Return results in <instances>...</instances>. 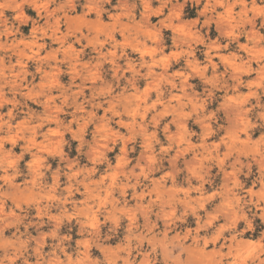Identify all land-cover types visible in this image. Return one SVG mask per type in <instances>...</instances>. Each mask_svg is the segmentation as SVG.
<instances>
[{"label": "clouds", "instance_id": "9594fccd", "mask_svg": "<svg viewBox=\"0 0 264 264\" xmlns=\"http://www.w3.org/2000/svg\"><path fill=\"white\" fill-rule=\"evenodd\" d=\"M75 2L45 0L43 4L35 5L37 20L33 23L44 21L43 35L48 34L45 29L59 31L61 21H67ZM90 2L82 0L85 15L89 12ZM155 2L158 7L150 10L151 0H118L116 10L120 15L112 19H126L123 30L112 25L105 26L111 27L107 34L89 29L86 35L76 29L80 41H86L92 35L99 40L103 35L106 44L115 49L107 58L124 61L114 67L110 81L100 79L96 83L95 78L82 75L79 85L75 81L71 85L76 91H69L67 95L61 92L57 97L51 95L50 88L25 92L9 81L13 109L24 111L25 121L22 125L14 124L16 117L12 110L6 114L7 119L0 115V264H264V35L259 34L256 25L258 17L264 19V8L257 6V0ZM189 2L194 5L203 3L202 20L189 22L188 31L181 29L179 36L173 35V45L178 47L182 43L186 49L185 68L180 72L169 73V65L161 64L155 57L145 59L141 55L132 61L128 57V47L134 52L137 48L118 45L111 38L116 32H122L125 40L130 38L140 47H148L151 43L163 55L162 32L174 22L184 23L179 16ZM259 2L264 4V0ZM96 4L97 8L92 11L97 13V19L102 14L111 16V9L105 5L111 6L112 0H96ZM0 7L10 8L11 5ZM217 8H224L226 12L218 14ZM236 8L239 11H233ZM138 9H142L139 19L135 15ZM152 16L161 19L152 24ZM217 21L228 25V29L220 33L229 38L228 43L221 47L228 49L235 43L238 53L231 54L233 62L226 64L223 72H219L218 66L212 62L211 52L215 45L209 47L199 35L200 29ZM198 24L200 28H196ZM260 27L264 28V24ZM148 28L152 31L149 32ZM12 34L11 29H0V38ZM74 34L72 31L68 33L69 36ZM238 36H247L248 44H239ZM33 37H37L36 30H33ZM194 44L208 47L206 61L207 68L212 69L211 77L205 75L207 68L200 67L195 60ZM16 47L15 41L0 42V63ZM100 51L97 65L107 59L100 55ZM226 59L221 57L222 62ZM125 72H131V76H125ZM187 73L201 76L206 85L203 93L196 92L195 86L188 82ZM244 77L253 82L250 84ZM140 79L154 81L153 87L141 91L137 83ZM89 81L93 82L90 84ZM5 87L6 84H0V107L8 103L3 99ZM87 88L92 90L90 96H84ZM241 88L248 89L247 95L240 93ZM217 89L233 93L231 107L235 111L232 117L224 111L225 105L215 112L208 111ZM153 92L155 100L152 99ZM17 93L25 100L39 97L37 102L44 104L45 114L27 108L26 103L15 98ZM49 99H59L63 103L73 101L76 108L73 119L64 123L55 115L46 114L50 108ZM88 105H91V111L86 110ZM105 105L108 107L104 115L97 116ZM249 113L254 115L255 122L247 119ZM189 120L199 126V131L187 127ZM52 121L62 125L63 132H72L79 140L77 151L87 159L88 165H81L78 159L73 161L67 154L56 152L54 154L60 156L64 167L51 171L45 166L41 170L37 166V153H33V161L26 166V172H22L19 161L25 153L32 152L33 148L39 152L51 142V132L42 129ZM73 124L78 125L75 131ZM89 124H95L91 140L85 138L89 135ZM254 133H259L255 140L252 138ZM13 134L26 139L19 155L11 149L3 150V143L12 140ZM37 135H42L47 143L38 144ZM137 140L141 141L142 148L139 159L128 167L131 161L126 157L134 149L127 148L121 153L123 166L117 169L107 157L108 145L132 144ZM216 166L224 172V182L209 191L205 185L213 186L211 169ZM101 168L104 171L97 179ZM114 171H119V180L110 175ZM105 173L109 175L105 177ZM157 173H166L159 182L153 179ZM242 175L255 177L252 187H246L240 179ZM62 176L66 177L65 186L61 183ZM17 177L24 179L23 188L15 182ZM49 179L50 184L47 183ZM169 181L176 186L175 190L167 187ZM81 188L85 198L76 201L75 193ZM129 188L137 201L133 218L124 229V239L110 254L106 245L109 241L113 243V237L121 230L114 216H127V212L121 211L117 205H127ZM105 196H108L107 203ZM9 201L11 207H8ZM30 207L38 209L37 215L41 219L29 215ZM54 207L58 210L57 215H51ZM44 216L55 222L48 232L40 231ZM96 216L104 217L105 224L111 222V227L103 235L98 231ZM189 216L197 218L196 227L182 235L170 236L169 233H176L177 221L183 224ZM141 218L143 223L139 222ZM71 219L80 224L79 241L60 232L62 223ZM30 228L35 229L37 235H33ZM88 242L99 250L97 256L90 255ZM46 244L48 251H45ZM209 245L212 246L211 252L208 251Z\"/></svg>", "mask_w": 264, "mask_h": 264}, {"label": "rangeland", "instance_id": "374dc122", "mask_svg": "<svg viewBox=\"0 0 264 264\" xmlns=\"http://www.w3.org/2000/svg\"><path fill=\"white\" fill-rule=\"evenodd\" d=\"M44 2L45 0H27V2L26 0H0V5H11L10 8L0 7V29L8 28L11 29L13 33L12 36L0 38V42L12 43L15 41L17 43V47L11 49L9 55L5 56L3 63H0V84L7 85V87L4 89L5 95L3 99L8 101V103H5L3 107H0V115H3L4 118L7 119L6 114L10 110L14 111L16 118L13 123L17 125H22V122L25 121V112L20 111L19 109H13V105L11 103L13 99V93L9 91V88L11 87V83H9V81L15 82L17 86L25 92L29 89H31L33 92H36L44 88H50L51 95L53 97H57L61 92H64V94L67 95L69 91H76V89L71 87V85L73 81H75V84L79 85L81 82L80 77L82 75H88L95 78L96 83H99L100 79L110 81L112 79L114 67H118L124 63L122 59L107 58L108 53L115 51V49L106 44L103 35L99 40L95 35H92L88 40L80 41L79 33L76 32V29H80L81 32L87 35L89 29H91L94 33L101 32L103 34H107L111 31V27L105 26L112 25L120 27L121 30H123L124 26L126 25V19H112L113 16L120 15L119 11L116 10L118 0H112L111 6L105 5L106 8L111 9V16L104 14L102 21H98L97 13L92 11L93 8H97L96 0H91V2L88 4L89 12L87 15L84 13L82 0H76V2L71 6V8L74 10H70L68 12L72 19H67L66 22L62 20L59 31L54 32L51 29H45L48 32L47 35H43L41 32V28L44 26L43 20H40L38 23H33V21L37 20V9L35 5L43 4ZM17 5H19V7H16ZM257 6L264 8V4H260L259 0H257ZM157 7L158 5L155 0H151L150 10L156 9ZM202 9L203 3H201V5H194L189 2L184 6L179 16V19L184 21V23L174 22L171 26L166 27L163 30V55H160L159 49L155 48V46L151 43H149L148 47H140L130 38L125 40V36L122 34V32H116L111 38L114 39L118 45L125 47L132 45L137 48V51L134 52L132 51L131 47H128V57L132 61L138 60L141 55H143L145 59L155 57L161 64L169 65V73L180 72L185 68L184 53L186 49L182 43L178 47L173 45V35L176 34L179 36L181 29H183L185 32L188 31L189 22L202 20L200 17V12ZM141 11L142 9H138L136 11L135 15L137 19L140 18ZM233 11H239V8H236ZM224 12H226V9L217 8L218 14ZM166 14L167 12H165V15ZM160 19V16H152L151 23L157 24ZM261 24H264V19L258 17L256 19L257 29L259 30L260 35H264V28L260 27ZM196 28H200V25L198 24ZM227 29L228 25L226 22L217 21L206 28L200 29L199 31L200 37L206 41V44L209 47H212L213 44L215 45L212 47L211 52L213 56L212 62L218 66L219 72L224 71L226 64L233 62V57L231 54L237 53V46L235 43L230 45L228 49H223L221 47L223 44L228 43L229 38L226 36L222 37L220 35L221 31H226ZM33 30H36L37 37H33ZM147 30L149 32L152 31L151 28H148ZM69 31H72L75 34L69 36ZM193 32H195V29H193ZM55 39L56 41H53ZM238 40L239 44L241 45L248 44L247 36H238ZM193 49L195 60L199 62L200 67L207 68L206 53H208V47H206L205 44H194ZM98 50H101L100 55L102 57L107 58L106 62L102 65H97ZM174 54L176 57L175 60L173 59ZM221 57H226L227 59L222 62ZM235 63H239V61H235ZM12 65H15V67H12ZM252 67L255 68L256 65L253 64ZM52 69H55V71ZM156 70L159 72V67H157ZM141 71H146V69H141ZM124 75L131 76V72H125ZM187 75L189 76L188 82L195 86L196 92L203 93L206 85L201 79V76L191 75L190 73H187ZM205 75L207 77H211L212 69L207 68ZM244 78L248 80L250 84L253 82V80L249 77ZM92 82L93 81H89L90 84ZM121 83H124V81L122 80ZM137 83L141 91L144 89H150L154 85V81L145 79H140L137 81ZM247 91L248 89L246 88L240 89V93L242 95H247ZM91 93V88H87L85 89L84 96H90ZM15 98L21 100L22 104L26 103L27 108L32 109L35 113L45 114L44 104L37 102L40 99L39 97L33 100H25L22 95L17 93ZM232 98L233 93H226L223 89H217L215 99H213L212 103L208 106V111L215 112L218 108H220L221 105H225L224 111L229 117H232L235 111L231 107ZM152 99L155 100L154 92L152 93ZM81 100H83V97H81ZM254 102L255 101H252V103ZM47 103L50 105V108L46 114L55 115L58 120L63 121L64 123H67L73 119V113L76 112L73 101L70 100L69 103H63L59 99H49ZM107 107L108 106L105 105L104 109L98 111L97 116H103L104 112L107 110ZM57 109L59 111H56ZM86 110L91 111V105H88ZM247 119L255 122V118L252 113L248 114ZM77 127L78 125L73 124V131H75ZM94 127L95 124L88 125L89 135L85 137L86 139L91 140L90 134ZM113 127L115 128L116 125H113ZM187 127L193 131H199V126L195 125L192 120L188 121ZM42 131L51 132V142L47 143L44 141L42 135H37L36 142L41 145L47 143V148H42L39 152H37V149L33 148L32 152L25 153L23 159L19 161V167L22 172H26V166L33 161V153H37V166L41 170H43L45 166L51 171H55L58 168L64 167V162L61 160L60 156L54 154L56 152H63L67 154L68 159L73 161L78 159L81 165H88L87 159L77 151L79 147V140L73 137L72 132H63L62 125L58 126L55 121L45 125ZM120 131L123 132L124 129H120ZM258 135L259 133H254L252 137L253 140H255ZM160 138L163 139V136L161 135ZM193 142H195V139ZM13 143H15V147H13ZM25 144L26 139L23 136L17 138L16 135L13 134L12 140H8L3 143V150L7 151L11 149L13 153L19 155L25 147ZM127 148L134 149V151L129 152L126 157L131 161V164L128 165V167H131L140 157L142 151L140 140H137L132 144H117L114 147L112 145H108L107 157L113 162L117 169L123 166L121 153ZM103 171L104 169L101 168L96 175L97 179L101 178L100 173ZM165 174L166 173H157L153 176V179L159 182ZM211 174L214 177L213 186L205 185V188L209 189V191H212L214 187L218 188L224 182V172L219 166L213 167L211 169ZM107 175H109V173H105V177ZM110 175L116 176L117 180H119V171H114L110 173ZM240 179L245 183L246 187H252V182L254 181L255 177H246L242 175ZM15 182L19 184L21 188H23L24 179L22 177H17ZM47 183L50 184L51 180L49 179ZM61 183L62 186H65L66 177H61ZM180 186L186 187V185ZM159 187L160 185L157 184L158 190ZM167 187L169 189L175 190L176 186H174L171 181H169ZM57 193H59V190H57ZM127 195V205H117L121 211L127 212V216L123 218L119 215L114 216V219L119 222L121 230L117 233V236L113 237V243L112 241H109L106 245V247L110 250V254L111 250L117 248L124 239V236L126 235L124 229L127 228L133 218V211L135 210L137 201L133 198L132 189H127ZM193 195H195V193H193ZM84 198L83 188H81L80 192L75 193L74 199L76 201H83ZM117 199H119L118 196ZM107 201L108 196H105V202L107 203ZM8 207H11V201L8 202ZM161 207L163 208L164 206L162 205ZM28 212L31 217H35L37 220L41 219V217L37 215V208L30 207L28 208ZM57 214L58 210L54 207L52 209L51 215ZM43 220L44 223L41 226L40 231L48 232L54 226L55 222L51 221L48 216H44ZM95 221L97 223L100 235H103L107 231V228L111 227V222L105 224L104 217L102 216H96ZM139 222L143 223L142 218ZM196 224L197 218L195 216H189L183 222V224L177 221L176 233H169V235H182L185 231L194 229ZM21 230L23 231V229ZM29 231H31L33 235H37V231L35 229L30 228ZM60 232L62 235L71 236L73 241H79L81 239L79 234L80 224L76 219L64 221L62 223ZM50 243L51 238L49 237L48 244ZM48 244L45 246V251L50 250ZM88 246L90 248L91 256L95 257L99 254V250L92 247L91 242H88ZM73 247H75V244H73ZM208 251H212L211 245H209Z\"/></svg>", "mask_w": 264, "mask_h": 264}, {"label": "bare ground", "instance_id": "6f19581e", "mask_svg": "<svg viewBox=\"0 0 264 264\" xmlns=\"http://www.w3.org/2000/svg\"><path fill=\"white\" fill-rule=\"evenodd\" d=\"M72 6V5H71ZM69 14V13H68ZM107 15V14H106ZM103 17H104V14H102V15H100V17H99V19H97L98 21H102L103 20ZM67 19H69V20H71L72 19V17L70 16V14L67 16ZM69 22V21H68ZM58 36V35H57ZM53 41H56V39L55 40H53ZM71 58V57H70ZM77 59V58H76ZM79 61V60H78ZM86 65V64H85Z\"/></svg>", "mask_w": 264, "mask_h": 264}]
</instances>
